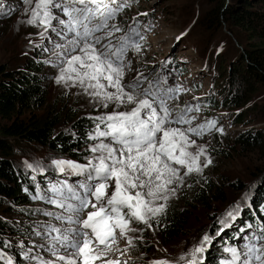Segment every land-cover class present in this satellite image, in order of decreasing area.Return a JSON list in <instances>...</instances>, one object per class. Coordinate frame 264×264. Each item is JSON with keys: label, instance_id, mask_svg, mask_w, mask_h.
Here are the masks:
<instances>
[{"label": "rangeland", "instance_id": "obj_1", "mask_svg": "<svg viewBox=\"0 0 264 264\" xmlns=\"http://www.w3.org/2000/svg\"><path fill=\"white\" fill-rule=\"evenodd\" d=\"M213 1L122 0L120 3L128 7L118 13L115 21H110L121 29L112 38L114 45L119 42V37L126 33L131 34L130 27L135 28L138 33L131 35L140 45L139 51L129 47L125 53V61L130 62V68L125 69L123 83L127 84L141 76L143 83L140 91L148 87L149 81L153 83L160 81L159 87L162 90L178 88L179 91L173 93L174 99L167 101L173 116L182 109L191 107L193 111L187 114L189 118H193L191 127L206 124L209 120L215 121L214 127L204 130L200 136L189 134L190 139L196 141V145L188 150L194 152L196 146H203L205 153L200 159L203 161L207 157L211 163L207 167L201 166L199 173L193 172L184 176L183 183L166 202L156 201L157 204H165V208L170 204L182 205L185 208L186 215L180 234L170 242H162L165 240H160L154 226L160 214L150 221L151 227L132 221V226L142 231L129 233L133 237L135 247L129 246L124 239H118L113 245L114 251L110 254V258L120 261V264H149L150 261L157 259H166L176 264L182 253L187 252L194 243H198L205 234H208L211 241L205 246L200 258V264H206L211 258L212 251H217L222 259L228 257V254L221 252L220 246L216 244L224 234H230L234 230L236 235L231 243L240 247L245 243V236L257 234L264 226V222L263 225L260 224L261 222H255L251 227L239 230L238 220L241 219V214L253 210V198L258 195V188L264 186V181L255 183L261 176L264 180V151H252L237 142V138L246 132L261 134L264 137V81L257 84L251 81L246 84L243 79L241 80L240 92L243 93L245 104L240 107L230 109H225L221 105L205 107L200 102L206 100L209 95L214 99L222 97L227 93V86L232 85L234 80L235 85L240 82L239 78L244 72L240 63L243 52L246 47L258 43L257 38L250 41L253 33L229 26L228 23H223L220 29L214 26L208 27L206 14L214 8ZM252 2L253 10L261 19L257 27L264 32V0H252ZM26 7L24 0H0V69L8 71L22 69L29 72V67L36 66L39 70L35 72L43 79L45 104L39 108H29L24 116L38 118L47 113L58 112L61 114L62 122L57 129L65 132L70 129L71 118L79 119L84 116L93 121L91 130L86 135L88 143L80 149V152H85V161L78 162L71 157L53 153L49 149L19 143L18 146L14 145L15 154L11 162L14 169L20 172L29 175L51 172L53 174L51 182L61 185L66 181L67 184L78 188V185L86 180V176L59 172L52 165V161L63 159L87 164V158L92 155L89 148L99 142L89 139V134L94 135L98 123L93 118L111 112L115 105L109 104L107 108L102 104L98 105L96 99L86 94L83 89L71 86L72 81L67 82L68 86L56 83L62 65L57 63L53 51L56 44H63L64 41L56 33L50 29L45 30L38 23L28 25L26 21L31 13H25ZM52 23L53 26H57L56 21ZM55 50L59 51V49ZM176 67L179 71H176ZM233 91L232 88L231 92ZM203 109H206V112H203ZM118 110L125 109L121 107ZM241 116L242 122L236 123ZM173 127L186 129L189 125L174 124ZM27 165L33 167L29 168ZM183 171L182 169L181 175ZM35 183L42 186L36 179ZM237 185H241L240 190L233 189V186ZM43 188L45 190L42 193L49 191L51 187L43 186ZM197 191L202 192V199L195 196ZM46 196L52 199L62 198L49 194ZM69 202L75 203V201ZM41 203L43 200L20 204L18 200L9 201L0 197V222L5 224L0 239H6L7 243L14 244L27 256L33 257L23 258L22 264L55 262L56 257L49 250L48 239L56 233H50L49 236L48 230L32 225L43 234L41 236L33 234L36 238H31L25 236L28 234H15L17 226L40 220L61 230L70 227L66 220L56 219L57 216L66 217L69 215L68 212L49 202ZM230 203L233 205L230 206ZM237 203L240 205V211L235 219L225 217L226 211ZM29 208L40 209L52 215L38 213L39 217L34 219L27 214ZM222 219L226 220L223 225L220 223ZM213 221L216 222L217 227L211 233L209 231ZM56 247L60 248L59 245ZM0 253L6 258L9 257L5 252L0 251ZM59 254H65L64 250L60 249ZM0 264H3V261H0ZM13 264L16 263L13 261Z\"/></svg>", "mask_w": 264, "mask_h": 264}, {"label": "snow or ice", "instance_id": "obj_2", "mask_svg": "<svg viewBox=\"0 0 264 264\" xmlns=\"http://www.w3.org/2000/svg\"><path fill=\"white\" fill-rule=\"evenodd\" d=\"M24 4L25 13H31L26 21L28 25L38 23L64 41L56 44L53 51L57 63L62 65L56 83L68 86L67 82L72 81L71 86L83 89L98 105L104 108L115 105L111 112L93 118L98 123L89 139L99 142L89 148L92 155L87 158V164L63 159L52 161L57 171L86 176V180L78 188L63 182L49 189L62 198H49L48 202L69 213L56 219L66 220L70 227L61 230L49 226V236L56 233L48 239L49 250L56 261L40 264H120L110 258L113 245L118 239H124L135 247L129 233L142 231L132 226V221L151 227L150 221L165 210V204L156 201L166 202L183 183L184 176L199 173L201 166L211 163L207 157L200 159L205 153L203 146H196L194 152L188 150L196 145L189 134L200 136L205 129L214 127L215 121L191 127L193 118L187 115L193 111L191 107L173 116L167 101L174 99L173 93L178 92V88L162 90L160 81H149L148 87L140 91L141 76L123 83L125 69L130 68L125 53L129 47L139 51L140 45L131 35L138 33L130 27L131 34L119 37L114 45L112 38L121 29L110 21H115L128 5L118 0H24ZM53 21L57 26H53ZM121 107L125 110H118ZM174 124L189 127H173ZM172 185L175 187H170ZM65 191L68 195H64ZM44 198L39 191L34 197ZM239 211L237 203L226 211L225 217L235 219ZM220 223L223 225L226 220ZM259 231V235L245 236V243L240 247H225L228 257L221 259L220 264H264V226ZM210 241L211 237L205 234L178 257L176 264H200L201 254ZM60 249L65 254H59ZM0 261L13 264L3 253H0ZM149 264L172 262L157 259Z\"/></svg>", "mask_w": 264, "mask_h": 264}, {"label": "trees", "instance_id": "obj_3", "mask_svg": "<svg viewBox=\"0 0 264 264\" xmlns=\"http://www.w3.org/2000/svg\"><path fill=\"white\" fill-rule=\"evenodd\" d=\"M213 2H215L214 8L206 14L208 27L214 26L220 29L223 23H228L229 26L243 29L250 32V34L253 33L250 41L257 38L258 43L246 47L243 52L240 63L244 72L239 78L240 82L235 85L234 80L232 85L227 86V93L217 98L219 100L209 95L206 100H202L205 103L203 106L217 107L221 105L225 109L240 107L245 104L243 93L240 92L241 80L243 79L246 84L251 83V81H254L255 84L264 81V32L257 27L261 19L252 8V0H214ZM35 67H29V72L22 69L12 71L0 69V197L9 201L18 200L20 204H28L31 201L40 202L41 200H43L41 204H45L49 199L46 195L54 194L50 191L42 193L45 190L43 186L58 187L60 185L51 182V176L53 175L51 172H39L37 175H29L14 169L15 167L11 162L13 161L12 156L15 154L13 151L14 145L18 146L19 143L34 145L49 149L60 156L71 157L78 162L85 161V152H80V149L88 143L86 135L91 130L93 121L84 118V116L79 119L76 117L71 118L69 122L70 129L65 132L57 129L62 122L60 120L61 114L58 112L57 114L47 113L38 118L25 117L24 114L29 108H39L45 104L43 79L35 72L39 70V67H36V69ZM176 71H179L178 67H176ZM233 79L235 78L233 77ZM244 87L246 88V85ZM232 88L234 89L233 92H231ZM220 89L222 90L221 87ZM202 111L206 112V109ZM241 118L242 116L237 119L236 123H241ZM237 142L249 150L264 151V137L261 134L246 132V134H241L237 138ZM35 179L40 181L42 186L35 183ZM263 181L262 179L260 183ZM233 189L240 190L241 185L233 186ZM258 189V195L253 198V210L243 212L241 219L238 220L239 230L248 227V225L252 226V223L255 222H261L260 224L264 222V186L261 185ZM38 191L45 197L44 199H34ZM64 195H68V193L65 191ZM195 196L202 199L203 194L197 191ZM27 211V214L34 219L39 217L38 213H47L35 208H29ZM185 215L186 211L182 205L170 204L166 206L164 212L157 217L158 219L154 223L157 236L161 241L165 240L162 242H170L180 234ZM32 225H37L48 231L49 226H51L46 221L35 220L17 226L15 234H28L25 236L31 238L41 236L43 233L33 228ZM4 227V222H0V233L3 232ZM216 227V222L213 221L209 232L213 233ZM258 234L259 231L256 235ZM235 235L236 232L232 230L230 234H224L216 242L220 246L219 250L221 252L224 251L225 247L234 245L231 242ZM0 249L8 254L16 264H22L23 258H33L31 255H25L26 253L14 244L7 243L6 239H0ZM210 257L206 264H220L222 258H220L221 256L217 251L210 252Z\"/></svg>", "mask_w": 264, "mask_h": 264}, {"label": "water", "instance_id": "obj_4", "mask_svg": "<svg viewBox=\"0 0 264 264\" xmlns=\"http://www.w3.org/2000/svg\"><path fill=\"white\" fill-rule=\"evenodd\" d=\"M261 177H262V176H261ZM261 177L257 178L255 183L259 184L260 181H262ZM263 177H264V174H263ZM253 183H254V182H253ZM253 183H252V184H253ZM229 205L231 206V205H233V203H230Z\"/></svg>", "mask_w": 264, "mask_h": 264}, {"label": "bare ground", "instance_id": "obj_5", "mask_svg": "<svg viewBox=\"0 0 264 264\" xmlns=\"http://www.w3.org/2000/svg\"><path fill=\"white\" fill-rule=\"evenodd\" d=\"M200 102L202 103V105L205 104L202 100H200ZM40 222H42V221H40Z\"/></svg>", "mask_w": 264, "mask_h": 264}]
</instances>
